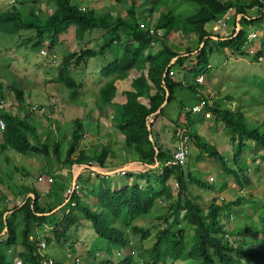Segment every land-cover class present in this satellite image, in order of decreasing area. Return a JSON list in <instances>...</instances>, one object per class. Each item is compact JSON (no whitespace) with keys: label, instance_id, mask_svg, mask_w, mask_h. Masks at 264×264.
<instances>
[{"label":"trees","instance_id":"obj_1","mask_svg":"<svg viewBox=\"0 0 264 264\" xmlns=\"http://www.w3.org/2000/svg\"><path fill=\"white\" fill-rule=\"evenodd\" d=\"M17 1L23 3L21 7L16 4ZM118 1L128 6L130 21L123 20L111 12L84 9L80 5L74 4L73 0H53L54 8L51 13L45 12L41 6L34 7L30 12H27L23 9L25 8L23 0H13L10 8L0 12V32L17 35L22 31H33L35 37L23 40L22 44L32 43V47L42 48L48 41V50L53 51L59 44L61 35L72 27H75L76 38L79 41L85 40L83 43L89 41L91 34L100 29L97 31L102 34V46L97 50L82 49L79 54L68 53L61 62L62 66L57 74L56 82L68 91L70 102L76 104L80 115L82 83H78L77 79L71 75L72 65L79 66L86 60L104 55L107 50H111L112 59L106 67L98 72V78L106 79V82L98 87L97 108L100 112L106 111L110 106L114 108L113 119L121 132L117 149L123 147L128 154L136 155L140 161L149 165L159 162L162 171L159 177L160 183L153 187L151 180H148L150 177L148 173H138V178L147 179L145 188L139 184L132 186L123 184L121 188L104 187L98 184L92 185L89 190L85 186L86 197L96 200L97 209H93V206L82 199L78 193L65 197V209L62 208L61 202L54 204L58 198H52L46 206L42 202V193L46 191L45 188V190L38 189L35 184H26V179L18 185L3 184L5 183L3 167L7 166V162L10 160L7 154L9 151L20 153L23 156L36 154L51 157L53 155L57 157L59 163H62L61 141L55 137L50 143V138L38 137L37 131L41 125L40 118H43V113L42 115L36 113L37 116H30V113H27L22 116L17 112L0 108V122L5 125V128L0 126L2 130L0 184L7 187V191L12 192L14 195L12 202L18 199L22 200L21 203L15 204L9 209L7 199L10 196L5 194L1 197L5 199V203L2 204V200L0 201V234L3 233L0 238V264H12L8 259L7 250L14 246L19 239L15 224L17 214L22 215L24 222L22 244L25 251L23 255L29 264H41L40 259H44L41 254L37 253V244L30 239V235L39 225L51 224L54 226L58 240H64L68 238V234L74 226L81 224L82 217L92 221L94 231L98 236L109 242V254L113 248H126L128 256L119 264H177V261L180 260H193L199 264H217L218 262L220 264H245L244 260H248L264 264V245L255 252L253 249L255 246L245 240V237H259V235L264 237V214L258 220L259 226L247 223L244 226L246 221L235 219L233 213L228 215L225 209L234 211L231 207L240 203L243 196L236 201L225 203H217L214 200L205 210L202 205L196 202L198 198H201V195H192L189 187L194 184L209 189L212 181L203 178L192 168L186 169L187 162L184 164L180 162L177 164L168 163L174 160L172 149L184 150L188 143L196 144L197 146H195L199 149L197 160H204L209 156L221 163L224 178L219 189L226 188L227 178L232 174L237 177L240 186L251 185V179L246 174V167L240 166L241 156L245 151H252V147L245 143L251 140L262 151L259 158L264 162V124L263 130H261L260 123L251 121L249 115L240 107L236 109L227 107L221 97L222 94L218 93V96L209 98L201 90L200 85L204 84L198 83L197 79L203 76L202 73L205 70L212 67L210 56L214 51L229 49L236 56L249 55L252 61L259 62L260 57L264 56V51L260 50L254 54L246 53V45L249 43L251 28L264 20V0H250L246 4L238 0H189L199 6V10L195 14L186 19H180L168 8L167 11L160 12L153 23V29L150 25L152 24L150 16L160 9L162 5L160 0H145L152 2L149 17L142 15L144 22L146 21L145 23L148 25L146 28H141L139 24L140 19L136 11L139 0ZM254 8H259L260 12L258 15L252 16L249 12ZM231 9H235V29L226 36L214 33L210 25L223 18ZM119 30H124V40L120 38ZM178 32H182L187 37L195 35L199 40V46L196 49L187 47L184 53L176 51L169 41ZM155 44L161 46L156 47ZM192 55L194 58L190 64H187ZM177 67L183 69L184 72L179 71L180 73H176V75L171 74V71L177 70ZM133 68L139 70L140 75L132 80V89L126 91L127 101L123 104L114 102L118 92L116 81L129 77ZM47 77L51 79L50 75ZM183 86H187L196 93L197 102L205 101L204 111H208L216 118L215 120H220L218 127L220 123L224 122V131L228 133L229 140L231 139L236 144L233 160L240 169H233L227 161L228 158L219 151L218 147L195 130L193 123L196 122L189 115L181 125H174L172 128L174 137L168 142L170 146L166 147L161 143L160 127H154V124L163 114L166 104L173 100L176 89ZM8 88L15 93L19 110L27 112L29 103L26 104L25 91L17 89L14 85ZM6 89L4 83L0 82V101L2 100L3 103H7L4 99ZM261 89L264 90V88ZM143 98L147 99L148 103H144L141 100ZM227 98L229 101L234 100V97L229 95ZM36 104L40 111L46 110L44 115L52 118L53 110L49 109L48 111L45 105ZM193 107L194 105L192 111ZM152 116L153 121H151ZM212 116L209 117L212 118ZM90 117H92L91 114ZM89 119H86L85 122L80 115L72 121L70 144L63 164L72 167L75 163L80 165L92 162L105 166L106 160L111 155V145L103 146L94 155H89L85 150L89 143L86 136L87 126L92 128ZM205 120L208 119L204 113V116H199L197 121L203 123ZM56 122V127L59 129V122L57 120ZM162 122L166 127L169 126L167 121ZM188 152L190 154L189 150ZM1 156L5 159V165H2ZM11 172L6 173L10 179L12 178V175H9ZM82 175L83 173L80 174V176ZM170 177H173L178 184L176 200L167 211L158 216L165 219L167 226L158 232L152 247L139 252L137 257L131 256V247L128 246L132 241V235H139L141 239H147L151 235L150 228L142 229L132 226L131 222L147 217L159 200H171L172 190L167 185ZM211 179L213 180V178ZM70 186L71 184L67 185V189ZM71 203H75V205L71 206ZM58 210L64 212V216L60 220L56 217ZM183 211H185L183 220L193 227L191 246L186 241L185 229H178V220ZM169 218L172 220L169 221ZM223 218L240 221L239 226L233 232L238 236L243 235V238L235 240L234 243L231 242L227 237L229 230L224 226ZM246 220L248 219L246 218ZM119 221L123 227H120ZM248 233L252 235L248 236ZM262 241L264 243V238ZM256 246H260V244ZM54 264L64 263L56 262ZM103 264H115V262L107 256Z\"/></svg>","mask_w":264,"mask_h":264},{"label":"rangeland","instance_id":"obj_2","mask_svg":"<svg viewBox=\"0 0 264 264\" xmlns=\"http://www.w3.org/2000/svg\"><path fill=\"white\" fill-rule=\"evenodd\" d=\"M23 1L25 7L23 9H25L27 12H30L34 7L37 8L41 6L45 12L51 13L54 8L53 0ZM238 1L246 4L250 0ZM12 2L13 0H0V12L10 8ZM73 3L80 5L84 9H93L97 12H111L123 20L130 21L128 16V6L120 3L118 0H73ZM160 3L162 4L160 9L150 16L152 23L156 21L161 11H167L168 8H170L180 19H186L199 10V6L189 0H160ZM16 4H19V7H21V4L23 3H18L17 1ZM151 8V1H138V7L136 11L141 22H144L142 15L149 17ZM259 12V8H256L251 10L249 14L258 15ZM234 13L235 10H231L229 12V18L226 27H223L221 32H217L220 34V36L229 35L235 29ZM148 20H150V18H148ZM97 30L91 34L89 41L83 43L85 40L79 41L76 38L75 27L70 28L68 32L61 35V40L53 51L48 50L49 42L47 41L45 43L43 47L48 50V56L41 55L40 48L32 47V43L22 44V42L25 40L35 37L33 31H22L17 35H10L0 32V82L4 83V85L7 87V92L5 91L4 99L7 101L8 110L22 115L18 108L15 93L8 88L9 86L13 85L17 89H23L25 91L27 98L26 101L29 103V105L39 103L41 105H45L48 108V111L49 109L53 110V118L44 117L45 121L41 122L37 134L38 137L41 138H50V143H52V140L55 137L61 141V161L63 162L70 144L73 129L72 121L80 115L77 111L78 108L76 104H71L68 91H66L61 84L56 82V77L61 69V62L68 53L79 54L82 49L91 48L97 50L102 46V34ZM251 31H258V37L246 45V53L254 54L260 50L264 51V20L260 24L251 28ZM119 36L124 40V30H119ZM169 42L176 49V51L180 53H184L187 47L196 49L199 46V40L195 35L187 37L182 32L175 34V36ZM156 46L160 47L161 45ZM112 55L113 53L111 50H107L104 55L90 58L79 66L73 64L71 75L77 79L78 83L83 84L84 82H87V85H89L91 88H95L89 93L92 94L93 92H97L96 86L93 84L95 81L99 82L102 80L98 78V72L107 66V64L112 59ZM210 57L212 67L202 73L205 78V84L200 85L202 92L213 97L218 96V93L220 95L222 94L221 97L224 99L223 101L227 107L231 109L240 107L249 115L251 121L254 123H260V128L263 130L264 90L261 88H264V56L262 60H259V62H254L251 60L249 55L243 57L240 55L236 56L229 49H225L214 51ZM193 58L194 55L190 57L187 64H190ZM177 69L180 68L177 67ZM83 74L85 75L83 76ZM129 74L130 78H127V81L123 83V87L128 86L129 90H131L132 88L129 86V84L131 83L132 79L139 75V70L137 71V69L133 68ZM49 75L50 77L54 78L49 79L47 77ZM85 95L86 91L84 89L82 92V97ZM228 95L232 96V98L234 97V100L229 101L227 98ZM91 98H93V96H91ZM197 98L198 97L196 93L187 86L177 88L173 100L166 104L163 114L159 116L154 124V127L159 126L161 131L168 128L169 132L172 134V126L181 125L185 121L186 116L189 115L191 116L192 120L196 122L193 123L195 130L202 137L219 148L222 154L228 158L227 161L233 169H240L239 165H236L233 160L236 144H234L231 139L229 140V135L226 131H224L223 127H218V122H220V120H215L216 118L214 116H212V118L207 117V125L197 121L199 116L203 117L205 113L204 111L199 113L192 112V106L197 104ZM145 102L147 103V101ZM90 105L94 107V101H90ZM29 115L34 116V113H30ZM54 119H61L57 120L60 126L57 132H55V129L52 130L51 128L53 126ZM152 119L153 116L151 120ZM165 119H167L166 121L169 125L168 127L163 125V123L162 126L161 124L159 125V121L162 122ZM212 123L213 127L215 128L209 130L208 128ZM220 125L224 126V122L220 123ZM62 126L64 128H62ZM216 127L218 128L216 129ZM63 132L65 133V137ZM166 133L168 134V132ZM97 136H103L106 138V142L109 145H112L114 143H119L121 132L118 128L110 126V128L107 127V130L100 129V132ZM90 137L93 136L89 133L88 138ZM172 137H174L173 134ZM1 140L2 130L0 129V141ZM171 140L172 139H170V141ZM245 143L252 147V151H245L242 154L240 166L242 168L246 167V174L251 179V185H246L245 187L240 186L237 177L232 174L227 178L228 184L226 188L223 190L219 189L224 178L222 176L223 169L221 163L209 156H207L204 160H197L199 149L198 147L197 150L193 149L192 146L187 162L188 167L186 169L192 168L203 178L209 180L210 182L212 181V185L209 189H204L194 184H192V186L189 188L191 189L190 193L192 195H201V198H198L196 202L202 205L205 210H207L208 206L214 200L217 203H225L227 201H236L239 197L243 196L242 199L244 201L241 200L240 203L234 204L233 207H231L234 209V211L225 209L226 213L228 215L233 213L235 219L249 221L247 224L259 226L258 220L260 216L264 214V163L262 161L258 163L260 149L256 146V144L251 140L246 141ZM103 146V143H95L90 147V149H86V147L85 150L89 155H94L98 153ZM15 153L10 151L7 153L10 160L7 162L8 165L3 167V179L5 182L3 184L18 185V183H23V181L26 179V184H35L36 188L38 189L45 188L50 190V193H45L44 191L42 193V202L44 205L47 206L48 202L52 198H58L62 203V208L65 209L66 206L64 201L65 197H67L66 186L71 184L70 180L72 181L70 166L68 164L59 163L57 157L53 155H51V157L36 154L33 156H23L20 153ZM112 154L115 156V159H112L111 162L106 165L108 168H110V166H126V164L130 161L123 159V157H128L127 151L123 147H120L119 149L116 148V151H112ZM1 160L2 165H5V159L3 156L1 157ZM135 167H138V165L133 164V168ZM9 171H12L9 174L12 175L11 179L6 175V173ZM65 174L68 175V177H66ZM52 175L55 176V178L53 177L54 181L49 183L48 178H50ZM40 176L44 177V182L39 181ZM103 177L98 178L97 181L101 182L104 186H110V183L120 185V187L115 188H121V186L125 183H128L130 186H132L135 184H132V182L136 180L135 175L129 178L128 176L116 174L109 176V180L104 179ZM211 178H213V180ZM241 179H243L242 176ZM136 181L139 182L140 180ZM171 185L170 186L173 188L174 192L177 193L178 190L175 186V182ZM0 194H7L6 196H10L11 202L8 204L9 206H14V203L12 202L14 200V195L11 191L0 192ZM222 197L224 200L221 199ZM1 200L2 204H4L5 199L0 198V201ZM175 200L176 198L174 196L171 201L174 202ZM20 201H17V203ZM89 202L92 205L94 204L93 200L91 199H89ZM161 203L162 205L158 202L155 204L148 214L149 217L139 218L131 222L132 226H138L142 229L151 228V235L149 238L141 239L139 235L133 237L132 246L136 251L134 257H137L139 252L153 246L158 232L166 227V222L164 219L152 220L151 217L160 215V213H164L171 205H168L169 203L163 200ZM62 212L63 210L61 213ZM56 217H60L59 212H56ZM246 218L248 220H246ZM178 222V229H185L186 241L188 245L191 246L193 243L194 234L193 227H191L187 221L183 220V212L180 214ZM118 223L120 224V227H123L120 221ZM15 224L17 226L19 239L13 249L20 251L22 250V230L24 229V222L22 220L21 214H17ZM39 227H42L43 229L46 228L45 225H39ZM53 232V230H50V236L52 237L54 236ZM70 233V243L73 247L74 253L85 258V264H103L107 256L113 258L116 263L122 258V256H118L117 254L115 255L116 251H114L111 255L109 254L108 249H110V246L105 245V242L108 244L109 242L102 240L101 237L98 236V234L94 231L92 221H88L84 217H82L81 224L74 226ZM247 235L251 236L252 234L248 233ZM40 238H42V240H46L48 236L41 233ZM241 238H243V235L239 236V239ZM262 238L264 237L262 236ZM262 238L261 236L245 237V240L255 246L253 249L256 252L264 245ZM257 244H260V246H256ZM43 250L48 251L57 258H62L61 262H64L65 264H70V261L73 260L72 258L68 257L63 259V254L66 253V246L63 247L56 244V242H52L51 245L48 244V247ZM55 257L54 259L56 260ZM10 258L13 259V256H10ZM86 259H88L87 263ZM244 262L245 264H256L248 260H245ZM177 263L199 264V262L193 260L179 261ZM80 264H82V262H80ZM217 264L220 263L218 262Z\"/></svg>","mask_w":264,"mask_h":264},{"label":"clouds","instance_id":"obj_3","mask_svg":"<svg viewBox=\"0 0 264 264\" xmlns=\"http://www.w3.org/2000/svg\"><path fill=\"white\" fill-rule=\"evenodd\" d=\"M233 10H235V9H233ZM231 11V10H230ZM229 11V12H230ZM229 12L227 13L228 15H229ZM228 21V20H227ZM141 23H144L145 25H146V27H148V25H147V23H145V22H141V21H139V24H140V27H141ZM214 23V22H213ZM213 23L210 25V26H212V28H213ZM150 25H152V27L151 28H153V26H154V24L152 23V24H150ZM142 28V27H141ZM253 32V31H252ZM258 32V31H257ZM216 34H219V33H216ZM251 34V33H250ZM249 34V35H250ZM255 40V39H254ZM251 41L249 40V43H250ZM156 45V44H155ZM154 45V46H155ZM157 47V46H156ZM42 50H44V51H46V54H42L41 53V51ZM40 54L41 55H43V56H48V50L47 49H45L44 47H42V48H40ZM260 58H263V57H260ZM261 60V59H260ZM128 78V77H127ZM205 79V78H204ZM202 84H205V83H202ZM208 97L209 98H214L213 96H211V95H208ZM201 104V100L200 101H198L197 102V104H195L194 105V107H193V111L192 112H194V113H199V112H201V111H204V109H205V107H201V109L200 110H195L194 108L195 107H197V106H199ZM0 105H3L2 107H0V108H5V109H7L8 110V107H7V103H3L2 102V100L0 101ZM46 112V110L44 109V110H41L40 111V108L38 107V105L35 103V104H31L30 106H28L27 107V112H25V111H21V113H22V116H24L25 114H27V113H39V114H41L42 115V113H43V118L44 117H48V116H46V115H44V113ZM205 112V111H204ZM153 116H155V115H153ZM205 116L206 117H208L209 118V116H212L211 114H209L208 113V111H206L205 112ZM52 118H53V116H52ZM152 118V117H151ZM56 120H61V119H54V121H53V127H51L52 128V130H54L55 129V132H57V127H56V125H57V122H56ZM151 121H153V119L151 120ZM62 122H63V120H62ZM4 124V123H3ZM213 125V123L210 125V128H214V127H211ZM0 126H1V122H0ZM221 126V125H220ZM174 126H172V128H173ZM1 128H5V125H4V127H2L1 126ZM165 132H168V134H170L171 135V138L170 139H173V137H172V134L169 132V130H168V128H166L165 130H164ZM88 138V137H87ZM89 139V138H88ZM61 146H62V143H61ZM192 146H193V149H196L197 150V147L195 146V145H192V144H187V148L186 149H184L183 151L185 152V159H184V161H183V164L185 163V162H188V159H189V152H188V150L189 151H191V148H192ZM219 149V148H218ZM173 151H174V160H175V155L178 153V152H180L181 151V149L180 148H178V149H172ZM221 150H222V148H221ZM220 151V150H219ZM221 152V151H220ZM222 153V152H221ZM262 154V151H259V157H260V155ZM258 157V163L261 161L260 160V158ZM65 160V159H64ZM133 164H136V165H138V167H135V168H133V164L131 165H126V166H118V167H115V168H106V166H101V165H99V164H96V163H92V162H89L88 164H80V165H77L76 163L72 166V167H70V172H71V175H72V181H71V186L70 187H68V189L66 190V194H67V196L68 195H70V196H72V194H74V193H78L81 197H82V199H84L87 203H89V204H91L90 202H89V199H91V200H93V202H94V204L92 205L93 206V209H97V206H96V200L95 199H93V198H88V197H86V193H87V191L86 190H84V187L86 186L89 190L91 189V186L92 185H98V184H101V185H103L101 182H98L97 181V179L98 178H101V177H103L104 179H107V180H109V176H112V175H116V174H121L122 176H128L129 178L130 177H132V176H134L135 175V177H136V180H140L139 182H137L136 180L134 181V182H132V184L133 183H135V184H139L141 187H143V188H145L146 186H147V179L146 178H144V179H141V178H138L137 177V174L138 173H148L149 174V178H148V180H151V183H152V186L153 187H155V186H158L157 184H159L160 182H159V177L161 176V174H162V171H161V168H160V166H159V162H156L154 165H149V164H147V163H143L142 161H140L138 158L137 159H135L133 162H132ZM264 163V162H263ZM62 164H63V161H62ZM65 164V163H64ZM77 169V170H76ZM149 169V170H148ZM64 170V169H63ZM122 171H125L126 172V174H122ZM147 171V172H146ZM81 173H83V175L82 176H80V174ZM146 174H144V175H146ZM66 175V174H65ZM68 175H66V177H67ZM53 175L52 176H50V178H48V181H49V183H52L53 181H54V179H53ZM39 181L40 182H43V181H45V179H44V177L43 176H40L39 177ZM175 182V186H176V188H177V190H178V184H177V182L173 179V177H170L169 178V180L167 181V185H169V187H171L172 185V183H174ZM142 183V184H141ZM145 183H146V185H145ZM125 184H127V185H130V184H128V183H125ZM124 184V185H125ZM145 185V186H144ZM171 185V186H170ZM104 186V185H103ZM110 186L112 187V188H115V187H118V186H120V185H118V184H112V183H110ZM110 186H107V187H110ZM104 187H106V186H104ZM220 188V187H219ZM171 189H172V198H171V200L174 198V196H175V198H176V194L177 193H175L174 192V190H173V188L171 187ZM50 190L49 189H46V191L45 192H49ZM222 200H224V198L222 197L221 198ZM171 200H164L163 199V201H165V202H168L169 204L168 205H172V201ZM60 202V200L58 201L57 199L55 200V203L54 204H56V203H59ZM67 202V201H66ZM162 199L161 200H159V204H161L162 205ZM175 202V201H174ZM227 202H229V201H227ZM222 203V202H221ZM75 205V203H71V206H74ZM167 205V206H168ZM170 205V206H171ZM169 206V207H170ZM59 207H61V206H59ZM61 211L62 210H58L57 212H59L60 213V217H58V219L60 220L63 216H64V212H62L61 213ZM168 214V213H167ZM184 214H185V211H183V216H184ZM159 215H155V216H151L152 217V220H158V219H163V218H160V217H158ZM169 217H170V215H168ZM147 217H149V216H147ZM146 217V218H147ZM224 219V218H223ZM87 220V219H86ZM165 220V219H164ZM172 219L171 218H169V221H171ZM89 221V220H88ZM80 222H81V220H80ZM166 222V221H165ZM248 221H246L245 222V224H244V226H246V223H247ZM239 223H240V221H237V220H235V221H231V220H229V219H224L223 220V224H224V226L229 230V233H227V237H228V239L231 241V242H235V240H237V239H239V236L238 235H236L233 231L236 229V227H238L239 226ZM45 225V227L46 228H42V227H39V229H38V227L36 228V230H35V232L34 233H32L31 235H30V239L34 242V243H36L37 244V253L38 254H41L43 257H44V259H40V261H41V264H54V263H56V262H61L62 261V258H57V257H55L54 255H52V254H50L48 251H44L43 249H45V248H47L48 247V244H50L51 245V243L52 242H56V244H58V245H61V246H66V253H64L63 254V259L65 258V257H68V258H72L73 260H71L70 261V264H80V262H82V264H85V262H84V259L85 258H83V257H80L78 254H76V253H74V250H73V247L71 246V243H70V238H71V231L69 232V234H68V238L67 239H64V240H58V237L55 235V232H53V237L52 236H50V230H53L54 231V226H52L51 224H44ZM166 226H167V223H166ZM42 228V229H41ZM166 228V227H165ZM41 229V230H40ZM73 229V228H72ZM151 229V228H150ZM163 230V229H162ZM41 233L42 234H45V235H47L48 236V238L46 239V240H42V238H40V235H41ZM3 234V233H2ZM2 234H0V238H2L1 236H2ZM136 235H132V241H130V245L128 246L129 248L131 247V256H134L135 254H136V251L133 249V246H132V244H133V237H135ZM241 236V235H240ZM259 236H262V235H259ZM262 238V237H261ZM102 239V238H101ZM103 240V239H102ZM156 240V239H155ZM62 241H64V242H62ZM105 241V240H104ZM17 242H18V240H17ZM155 243V242H154ZM17 244V243H16ZM15 244V245H16ZM15 245L14 246H12L11 248H9L8 250H7V255H8V259H9V261L11 262V261H13V262H11L12 264H18L19 262L21 263V264H29V262H28V260H26L25 259V256L23 255L24 254V251H25V248L23 247V244H22V242H21V245H22V250H20V251H17V250H14L13 249V247H15ZM105 245H108V243H106L105 242ZM154 245V244H153ZM152 247V246H151ZM126 248H121V249H115V248H113L112 249V252L110 253V255L114 252V251H116V253H115V255L117 254L118 256H122V258L119 260V262H115V260L113 259V258H111L110 256H108L111 260H113L114 262H115V264H119L121 261H123V260H125V257H127L128 255H127V253H126ZM10 256H13V259H11L10 258ZM130 256V255H129ZM54 257L56 258V260L54 259ZM81 260V261H80ZM181 261V260H180ZM245 261V260H244ZM88 262V259H86V263ZM177 262H179V261H177ZM64 263V262H63ZM254 263V262H253ZM65 264V263H64ZM178 264V263H177ZM257 264V263H256Z\"/></svg>","mask_w":264,"mask_h":264},{"label":"crops","instance_id":"obj_4","mask_svg":"<svg viewBox=\"0 0 264 264\" xmlns=\"http://www.w3.org/2000/svg\"><path fill=\"white\" fill-rule=\"evenodd\" d=\"M258 7V6H257ZM256 9V8H254ZM253 9V10H254ZM252 16H255V15H252ZM138 71V70H137ZM139 75H140V71H139ZM138 75V76H139ZM50 78H53V77H50ZM130 78V75L129 77ZM86 80V79H85ZM133 80V79H132ZM95 81V80H94ZM127 81V78L124 79V80H117L116 81V86L118 88V92H117V95H116V98L114 100V102L116 103H120V104H123L127 101V97H126V91L129 90L128 86H124L123 87V83ZM104 82H106V79H102L100 80L99 82L95 81L93 85L96 86V89H97V92H93L92 94L89 93V92H92L95 88H91L89 85H87V82H84L81 86L82 90L85 89L86 91V95L84 97H82L81 95V99H80V102L82 103V105L79 106V110H80V115L81 117L83 118V120L86 122L88 118H90L88 121H90V127L87 126V130H86V136L88 137L89 136V133L93 136V137H90L89 138V143L87 144V148L86 149H90V147L95 144V143H103L104 146L106 145H109L107 142H106V138H104L103 136L102 137H98V133L100 132V129L101 130H107V127L110 128V126H114L115 128L116 127V123L114 122V119H113V110L114 108L112 106H110L106 111H103V112H100L97 108V105H96V101H97V97H98V92H99V85L103 84ZM132 82V81H131ZM131 84V83H130ZM129 84V86H131ZM91 96H93V98H91ZM119 97H120V100H119ZM54 100V99H52ZM143 100L144 103H146L145 101H147L148 103V100L143 98L141 99ZM90 101H94V107H92L90 105ZM26 104H27V101H26ZM29 106V105H28ZM94 108V109H93ZM90 114L92 115V117H90ZM37 116L36 113H34V116ZM41 121H45L44 118H40ZM167 119H165L164 121H166ZM163 122L159 121V125L161 124L162 125ZM204 124L207 125V121H203ZM202 123V124H203ZM53 127V126H52ZM221 127H224L221 125ZM62 128H64L62 126ZM209 130H212L214 128H208ZM64 133V132H63ZM161 133V138H160V141L161 143L166 147L170 146L168 144V142H170V138H171V135L170 134H167L166 132L164 131H161L159 132ZM64 137H65V133H64ZM175 139V138H174ZM168 145V146H167ZM164 146V148H165ZM118 147V144L116 145L115 143L111 145V155L108 157V159L106 160V163H105V166L107 164H109L111 162L112 159H115V156L112 154V151H116V148ZM128 154V153H127ZM2 157V156H1ZM123 159H127L129 162L126 164V165H132L133 161L135 159H137V156L134 155V154H128V157H123ZM115 167H118V166H110V168H115ZM107 168V166H106ZM7 191V187H4L3 184H0V192H5ZM4 194H0V198L3 196ZM21 198V197H20ZM10 199V200H9ZM9 199H7V202L10 203L11 202V197H9ZM9 200V201H8ZM21 199H18L16 200L14 203L15 204H19L21 203L20 201ZM59 201V199H57ZM17 201H20L17 203ZM7 203V207L9 209L12 208V205L9 206V204ZM1 209V208H0ZM13 262V261H11Z\"/></svg>","mask_w":264,"mask_h":264},{"label":"built area","instance_id":"obj_5","mask_svg":"<svg viewBox=\"0 0 264 264\" xmlns=\"http://www.w3.org/2000/svg\"><path fill=\"white\" fill-rule=\"evenodd\" d=\"M231 10H233V9H231ZM228 18H229V15L226 14L223 18H221V19L215 21V22L213 23V28H212L213 32H214V33L221 32L222 28H223V27H226ZM141 27H142V28H146V25H145L144 23H141ZM152 29H153V28H152ZM221 34H223V33H221ZM257 37H258V32H257V31H253V32H251V34L249 35V40L252 41V40L256 39ZM41 53H42V54H46V51L42 50ZM260 59L262 60V58H260ZM179 71H181L182 73L184 72L183 69H177V70L173 69V70L171 71V74L176 75V73H179ZM180 80H182V79H180ZM197 82H198V83H204V82H205L204 77H203V76H200V77L197 79ZM210 103H211V102H210ZM2 106H3V105H0V107H2ZM205 106H206L205 101H201V104H200L199 106L195 107L194 109H195V110H197V109L200 110L201 107H205ZM1 126L4 127L3 122H1ZM184 159H185V152H184L183 150H181L180 152H178V153L175 155V160L170 161V162H168V163H170V164H177V163H179V162H180V163H183ZM122 174H126V172H125V171H122ZM18 264H21V263L19 262Z\"/></svg>","mask_w":264,"mask_h":264},{"label":"bare ground","instance_id":"obj_6","mask_svg":"<svg viewBox=\"0 0 264 264\" xmlns=\"http://www.w3.org/2000/svg\"><path fill=\"white\" fill-rule=\"evenodd\" d=\"M125 251H127V250H125ZM127 253V252H126Z\"/></svg>","mask_w":264,"mask_h":264}]
</instances>
